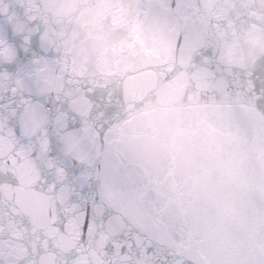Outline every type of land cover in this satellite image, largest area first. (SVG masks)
<instances>
[{
    "label": "water",
    "instance_id": "95a60500",
    "mask_svg": "<svg viewBox=\"0 0 264 264\" xmlns=\"http://www.w3.org/2000/svg\"><path fill=\"white\" fill-rule=\"evenodd\" d=\"M11 5L58 54L56 90L85 116L94 106L85 95L99 101L100 163L122 165L178 264H264V111L232 77L264 54V0H0V12ZM12 152L0 138V264L38 252V264H65L78 233L73 221L63 234L53 227V205L67 190H35L37 166L23 148ZM122 228L113 218L69 264H102L103 244Z\"/></svg>",
    "mask_w": 264,
    "mask_h": 264
},
{
    "label": "snow or ice",
    "instance_id": "6c2138e0",
    "mask_svg": "<svg viewBox=\"0 0 264 264\" xmlns=\"http://www.w3.org/2000/svg\"><path fill=\"white\" fill-rule=\"evenodd\" d=\"M6 7L7 11L0 12V138L12 141L10 154L23 148L37 166L40 175L35 190L47 192L50 187L53 197L67 190L63 203L53 205V227L63 234L73 221L78 233L65 264L76 259L90 240H98L113 218H119L123 228L103 244L102 264H178L179 254L170 247L165 227L122 165L100 163L97 153L103 148L107 126L93 119L101 111L99 101L94 94L85 95L94 105L85 116L74 106V97L56 90L53 62L58 54L45 43L44 29L38 21L23 16L22 6ZM17 23L24 29L16 31ZM181 42L178 37L177 44ZM202 54L209 56L211 50ZM232 77H238L239 90L264 111V54L249 67L232 69ZM68 79L65 72V88ZM89 125L95 133L94 143L87 132ZM67 145L75 151H67ZM43 161L51 162V167ZM58 169L62 179L57 178ZM40 255L26 257L24 264H38Z\"/></svg>",
    "mask_w": 264,
    "mask_h": 264
}]
</instances>
